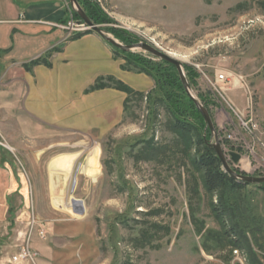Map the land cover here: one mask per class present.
<instances>
[{
	"label": "rangeland",
	"instance_id": "rangeland-1",
	"mask_svg": "<svg viewBox=\"0 0 264 264\" xmlns=\"http://www.w3.org/2000/svg\"><path fill=\"white\" fill-rule=\"evenodd\" d=\"M92 1L111 19L98 24L109 35L116 37L109 28L126 30L137 42L156 43L196 71L192 88L210 100L221 136L243 138L253 151L241 142L227 147L257 166L254 175H264V147L239 128V118L250 114L261 124L264 119V0ZM152 90L130 101L123 123L105 135L65 134L71 140L36 163L30 149L12 148L15 172L28 170L30 182L22 183L24 194L17 192L0 218V264L24 249L33 259L19 264H248L245 250L218 238L221 224L211 209L218 197L206 192L201 178L173 151L175 135L166 112L160 107L151 112ZM260 137L264 144V134ZM143 138L172 151L140 160ZM89 161L97 164L92 174L84 168ZM67 163L74 167L66 169ZM247 192L251 212L264 219V191L250 186ZM144 236L148 242L137 241ZM255 249L264 262L263 252Z\"/></svg>",
	"mask_w": 264,
	"mask_h": 264
},
{
	"label": "crops",
	"instance_id": "crops-1",
	"mask_svg": "<svg viewBox=\"0 0 264 264\" xmlns=\"http://www.w3.org/2000/svg\"><path fill=\"white\" fill-rule=\"evenodd\" d=\"M68 19L67 0H0V137L7 142L0 146V218L14 195L24 194L22 183L30 182L28 170L15 172L12 148L30 149L36 163L71 140L65 134L105 135L123 123L126 92L105 87L86 93L100 77L114 76L139 92L155 87L148 74L123 69L124 60L97 32L72 39L78 32L66 28ZM55 48L60 49L48 58L50 66L25 67ZM222 114L229 118L228 111ZM237 165L248 174L259 172L243 157Z\"/></svg>",
	"mask_w": 264,
	"mask_h": 264
},
{
	"label": "trees",
	"instance_id": "trees-1",
	"mask_svg": "<svg viewBox=\"0 0 264 264\" xmlns=\"http://www.w3.org/2000/svg\"><path fill=\"white\" fill-rule=\"evenodd\" d=\"M78 1L95 24L109 23L111 21L92 0ZM74 17L77 20H81L77 12H75ZM109 30L125 45L137 42L136 37L126 30L114 28H109ZM87 32H94V30L90 29L78 32L71 38H78ZM111 46L115 57L125 60V63L121 66L123 69L146 73L154 79L155 87L149 94L151 112L154 114L158 107L166 112L169 128L175 135V148L173 151L177 150L181 154L180 159L183 164L187 165V168L190 167L191 171L193 169L194 173L201 178L206 192L212 198L214 195L218 197L216 202H211L212 213L221 224L218 238L229 246L245 250L248 264H264L262 256L255 249L257 248L264 254V219L251 212L250 196L248 192L246 193L250 186H256L264 191V183H239L225 172L215 149L206 140L211 138V130L207 129L205 138L204 129L206 123L204 117L195 102L187 94L178 69L174 64L163 60H156L141 53L127 52L113 45ZM59 49L55 48L47 52L46 55L31 60L25 64V67L30 70L39 64L50 66L51 63L48 58L52 56L54 51ZM185 70L191 86H195L198 74L192 67L186 64ZM105 87H114L128 94L125 101V111H127L130 101L134 98L141 99L143 97V92L135 91L114 76L100 77L86 90V93ZM199 96L211 113L210 100L201 93H199ZM138 146H140V149L137 157L140 160H154V157L159 158L161 155H167L172 151L170 146L158 148L152 140L145 138L139 142ZM157 151H160L159 154H156ZM233 167L237 172L245 173L234 164ZM259 176L263 175L260 174ZM120 185L123 188H127L124 180L120 181ZM147 230L148 228L141 233H145ZM137 241L148 242V239L144 236L143 240L139 237Z\"/></svg>",
	"mask_w": 264,
	"mask_h": 264
},
{
	"label": "water",
	"instance_id": "water-1",
	"mask_svg": "<svg viewBox=\"0 0 264 264\" xmlns=\"http://www.w3.org/2000/svg\"><path fill=\"white\" fill-rule=\"evenodd\" d=\"M69 1L71 2L73 9L81 17V20L79 22L86 23L90 27V29L94 30L99 35H101L111 45L119 49H122L124 51H127V52L141 53L153 59L163 60L171 64H174L178 69L181 81L185 87L187 94L195 102L197 108L199 109L202 116L204 117V120L206 123V127L204 129L205 138H206L207 129L209 128L211 130V138L206 139V140L208 144H210L215 149L217 156L220 158L222 162V166L225 172H227L230 175V177H232L239 183H244V184L264 183V175L258 176L254 174L240 173L234 169L233 164L236 165L241 161L242 154L235 150H230L228 152L224 150L222 142L220 140V132L215 127V124H214V121H213V118L211 116L209 109L204 104L200 96L194 93V89L192 88L189 82V79L187 77V73L185 70V64L183 61H181L179 58L175 57L171 53L165 52L149 42H137V43L129 44V45L123 44L116 37L109 35V33L105 29H103L100 25L95 24L89 18V16L87 15L83 7L80 5L78 0H69ZM137 50H139V52H136ZM141 50L143 51V53L141 52ZM75 184H76V177L74 178L72 190L74 189Z\"/></svg>",
	"mask_w": 264,
	"mask_h": 264
},
{
	"label": "built area",
	"instance_id": "built-area-1",
	"mask_svg": "<svg viewBox=\"0 0 264 264\" xmlns=\"http://www.w3.org/2000/svg\"><path fill=\"white\" fill-rule=\"evenodd\" d=\"M66 28H68L69 31L71 32L72 31L78 32V31H84V30L90 29V27L86 23H82V22L75 20L72 14V9H70V12H69V19L67 21ZM149 43L152 44V42H149ZM153 45L160 48L159 45L156 43H154ZM219 79L221 81H226L227 76L225 74H219ZM262 123L263 124H261V122L257 120L253 114H250L249 116H246L245 118H239V126H240L239 128L248 132V134L252 137V140L255 143H259L262 147H264V144L261 142V137H260L264 133V119ZM220 140L226 152L233 150L227 147L228 143L230 142H233L234 144L241 142L240 145L242 144L246 145L248 149L253 151V147L250 144H248L245 139L243 138H241V140L240 138L237 139L232 133H227L222 136L220 134ZM236 252H238V250H236ZM28 258L33 259V255L29 249H24L22 253H20V255L14 256L13 259L9 260L7 264H19V262H21L22 259H28Z\"/></svg>",
	"mask_w": 264,
	"mask_h": 264
},
{
	"label": "bare ground",
	"instance_id": "bare-ground-1",
	"mask_svg": "<svg viewBox=\"0 0 264 264\" xmlns=\"http://www.w3.org/2000/svg\"><path fill=\"white\" fill-rule=\"evenodd\" d=\"M174 55H176V54H174ZM95 165H97V164H93V161H89L88 164H87V166L84 167L85 168V171L88 172V173H90V174L94 173L95 171H97V169L95 168L96 167ZM67 166L70 167V166H73V165H71L70 163L65 164V168L66 169H68ZM67 173H68V171H67Z\"/></svg>",
	"mask_w": 264,
	"mask_h": 264
}]
</instances>
